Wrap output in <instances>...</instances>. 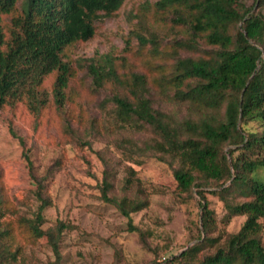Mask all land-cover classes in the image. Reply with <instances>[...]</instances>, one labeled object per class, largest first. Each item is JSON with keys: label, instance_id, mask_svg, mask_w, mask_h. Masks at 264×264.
Here are the masks:
<instances>
[{"label": "trees", "instance_id": "16d2710c", "mask_svg": "<svg viewBox=\"0 0 264 264\" xmlns=\"http://www.w3.org/2000/svg\"><path fill=\"white\" fill-rule=\"evenodd\" d=\"M124 2L0 0V107L25 100L39 112L52 98L64 109L74 98L71 83L78 70L86 72L94 91L112 86L100 103L106 119L94 123V129L113 136L127 151L170 164L181 190L199 187L207 234L213 210L204 186L223 187L230 180L216 192L225 201L227 217L245 216L238 231L199 260L192 258L193 251L216 238L208 235L183 251L177 256L181 264H264V179L258 173L264 170V0L156 1L155 20L178 30L167 52L159 50L156 38L137 33L142 45L153 44L148 70L121 71L124 61L118 63L112 54L73 59L69 49L92 38L96 21L114 15ZM49 76L50 90L45 85ZM160 93L188 113L180 117L164 111L157 101ZM147 130L152 133L147 139L126 134ZM228 146L235 148L226 151ZM110 177L106 171L101 197L131 219L147 201L128 195L132 176L124 179L121 195L113 193ZM45 191L46 184L37 179L41 204L32 216L18 214L0 196V264H16L29 245L43 240L56 256L51 264L61 261L69 225L59 220L43 227V210L50 203ZM230 192L240 200L231 199ZM131 230L139 231L132 224Z\"/></svg>", "mask_w": 264, "mask_h": 264}, {"label": "rangeland", "instance_id": "374dc122", "mask_svg": "<svg viewBox=\"0 0 264 264\" xmlns=\"http://www.w3.org/2000/svg\"><path fill=\"white\" fill-rule=\"evenodd\" d=\"M156 1L125 0L114 15L96 21L94 36L70 48V56L79 59L112 54L118 63L124 61L121 71L148 70L145 62L152 59L153 44L142 45L137 33L156 38L159 50L167 52L178 30L155 20ZM52 81V76L45 81L49 90ZM71 84L74 98L64 109L52 98L39 112L31 111L25 100L0 107V196L8 198L18 214L32 216L41 204L37 179L44 181V195L50 203L43 210V227H52L59 220L69 225L57 264H181L183 259L177 256L199 240L209 235L217 241L193 251L195 261L240 229L245 216L227 217L225 201L216 192L230 180L223 187H202L213 210L212 230L207 234L201 221L204 199L199 187L191 192L181 190L170 164L127 151L115 144L113 136L93 128L94 123L106 119L100 103L113 91L112 86L94 91L84 70H78ZM158 96L164 111L180 117L188 113L161 93ZM250 124L259 128L257 123ZM126 134L141 139L152 136L149 130ZM231 148L235 146L225 150ZM106 171L114 183V194L121 195L124 179L132 176L128 195L140 194L147 201L131 213V219L102 199ZM258 173L264 179V170ZM229 197L241 198L235 192ZM131 224L139 231H132ZM262 236L264 240V225ZM24 253L16 264H51L56 260L44 240L29 245Z\"/></svg>", "mask_w": 264, "mask_h": 264}]
</instances>
